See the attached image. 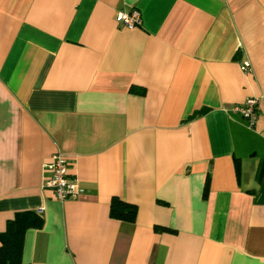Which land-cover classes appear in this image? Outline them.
<instances>
[{
    "label": "crops",
    "instance_id": "crops-1",
    "mask_svg": "<svg viewBox=\"0 0 264 264\" xmlns=\"http://www.w3.org/2000/svg\"><path fill=\"white\" fill-rule=\"evenodd\" d=\"M19 213L21 264H264V0H0V234Z\"/></svg>",
    "mask_w": 264,
    "mask_h": 264
},
{
    "label": "built area",
    "instance_id": "built-area-1",
    "mask_svg": "<svg viewBox=\"0 0 264 264\" xmlns=\"http://www.w3.org/2000/svg\"><path fill=\"white\" fill-rule=\"evenodd\" d=\"M116 23L131 30L141 26V16L137 10L119 12L115 17ZM248 65L243 67L247 70ZM234 112L240 114L249 124H253L258 116V99L249 98L242 107H235ZM48 174L45 187L51 190L59 202L76 200L84 194V190L78 185L77 179L69 174V163L60 153H54L50 161L43 166Z\"/></svg>",
    "mask_w": 264,
    "mask_h": 264
},
{
    "label": "trees",
    "instance_id": "trees-1",
    "mask_svg": "<svg viewBox=\"0 0 264 264\" xmlns=\"http://www.w3.org/2000/svg\"><path fill=\"white\" fill-rule=\"evenodd\" d=\"M137 207L118 199H112L110 217L126 223H134ZM39 218L33 213H19L7 223L6 231L0 234V264H21V250L25 232L40 227ZM158 230H160L158 228Z\"/></svg>",
    "mask_w": 264,
    "mask_h": 264
}]
</instances>
